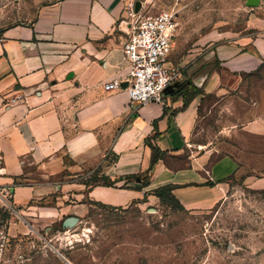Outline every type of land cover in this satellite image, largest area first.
<instances>
[{
  "label": "crops",
  "instance_id": "0c3cea01",
  "mask_svg": "<svg viewBox=\"0 0 264 264\" xmlns=\"http://www.w3.org/2000/svg\"><path fill=\"white\" fill-rule=\"evenodd\" d=\"M152 1L57 0L0 33L1 206L8 196L18 208L46 201L54 207L41 217L85 218L95 203L160 204L153 191L172 185L184 209L199 212L220 205L234 177L264 188V89L249 111L243 89L264 66V29L178 63L179 87L139 106L125 91L123 48L136 4L143 13ZM113 80L122 89L105 91ZM183 84L195 95H178ZM215 119L217 140L202 142ZM103 176L115 185L90 182Z\"/></svg>",
  "mask_w": 264,
  "mask_h": 264
},
{
  "label": "rangeland",
  "instance_id": "374dc122",
  "mask_svg": "<svg viewBox=\"0 0 264 264\" xmlns=\"http://www.w3.org/2000/svg\"><path fill=\"white\" fill-rule=\"evenodd\" d=\"M55 1L0 0V33L30 24L42 7ZM248 1L153 0L142 14H175L170 61L178 66L218 44L260 35L264 0L257 6ZM243 89L249 111L264 89V66L245 79ZM211 123L202 142L217 140V119ZM228 184L226 198L210 211H178L149 202L126 208L91 204L85 218L57 220L40 216L53 204L39 201L35 209L18 208L8 196L9 202L0 205V211H11L9 220L0 212V264H264V188H250L243 176ZM69 217L78 218L77 223L65 226Z\"/></svg>",
  "mask_w": 264,
  "mask_h": 264
},
{
  "label": "built area",
  "instance_id": "2783aa9c",
  "mask_svg": "<svg viewBox=\"0 0 264 264\" xmlns=\"http://www.w3.org/2000/svg\"><path fill=\"white\" fill-rule=\"evenodd\" d=\"M130 18L129 38L123 48L125 63L130 67L125 91L132 104L164 103L167 89L179 83L184 72V68L170 61L175 46L176 16L171 11H163L154 16L132 13ZM104 89L121 90L122 82L113 80ZM23 100L17 97L6 105Z\"/></svg>",
  "mask_w": 264,
  "mask_h": 264
},
{
  "label": "trees",
  "instance_id": "16d2710c",
  "mask_svg": "<svg viewBox=\"0 0 264 264\" xmlns=\"http://www.w3.org/2000/svg\"><path fill=\"white\" fill-rule=\"evenodd\" d=\"M187 91L191 93V97H192L197 92V88L193 84H191V85L183 84L179 88L177 94L185 96ZM186 104H187V101H186ZM155 152H156V159H157L159 152L157 150ZM90 182H92L93 184L102 183L104 186H107V187H112L115 185V182L111 181L110 179H108L107 177H104V176L101 178H99V177L93 178L90 180ZM148 184H149L148 180L144 181L143 187L148 186ZM208 185L209 186H215V184L212 182L208 183ZM173 189H174V186H172V185L166 186V187H163V188H160L158 190L153 191V195L156 196L160 200L161 203L169 204L170 206L174 207V209H176L178 211H186L184 209V207L180 204V202L174 197V195L172 193ZM95 204H98V203H95ZM99 205H102V204H99ZM0 212L2 213L3 211H0ZM10 218H11V211H9V210L4 211L2 214V219L3 220H9Z\"/></svg>",
  "mask_w": 264,
  "mask_h": 264
},
{
  "label": "water",
  "instance_id": "95a60500",
  "mask_svg": "<svg viewBox=\"0 0 264 264\" xmlns=\"http://www.w3.org/2000/svg\"><path fill=\"white\" fill-rule=\"evenodd\" d=\"M248 5L249 6H257L259 5V0H249L248 1ZM140 8H141V3L138 2L136 4V12L138 13L140 11ZM179 87V83H176L175 85L169 87L166 91V95L168 94H172L177 88ZM78 221V218L76 217H69L67 219H65L64 221V225L65 226H72V225H75ZM68 264H70L69 262H67Z\"/></svg>",
  "mask_w": 264,
  "mask_h": 264
}]
</instances>
